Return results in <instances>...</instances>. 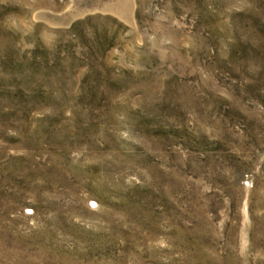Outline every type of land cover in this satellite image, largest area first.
Returning <instances> with one entry per match:
<instances>
[{
    "label": "rangeland",
    "instance_id": "1",
    "mask_svg": "<svg viewBox=\"0 0 264 264\" xmlns=\"http://www.w3.org/2000/svg\"><path fill=\"white\" fill-rule=\"evenodd\" d=\"M0 264H264V0H0Z\"/></svg>",
    "mask_w": 264,
    "mask_h": 264
},
{
    "label": "trees",
    "instance_id": "2",
    "mask_svg": "<svg viewBox=\"0 0 264 264\" xmlns=\"http://www.w3.org/2000/svg\"><path fill=\"white\" fill-rule=\"evenodd\" d=\"M88 20H89V19H88ZM76 24H78V22H77V23H75V24L73 25V27H75V26H76ZM100 44H101V45H103L101 42H100Z\"/></svg>",
    "mask_w": 264,
    "mask_h": 264
}]
</instances>
